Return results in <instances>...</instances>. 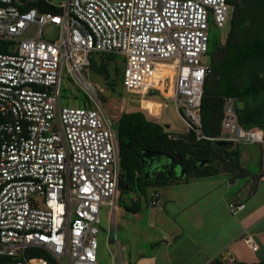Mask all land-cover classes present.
I'll return each instance as SVG.
<instances>
[{"label":"built area","instance_id":"2783aa9c","mask_svg":"<svg viewBox=\"0 0 264 264\" xmlns=\"http://www.w3.org/2000/svg\"><path fill=\"white\" fill-rule=\"evenodd\" d=\"M58 6L59 12H40L0 0V39L12 47L0 52V255L13 258L2 264H52L27 256L31 248L56 264H98L100 210L105 203L115 207L120 165L116 130L99 99L103 89L87 79L89 53L123 56L126 93L163 92L173 81L187 130L205 137L200 111L211 68L203 57L211 25L223 27L231 9L228 0H64ZM31 23L39 27L36 36L14 37ZM45 23L59 27L57 41L41 37ZM163 68L171 74L155 77ZM64 73L91 107L60 104ZM236 103L224 98L222 130L211 139L264 142L262 129L238 124ZM158 196L151 193L152 205ZM245 242L257 250L251 236Z\"/></svg>","mask_w":264,"mask_h":264},{"label":"crops","instance_id":"0c3cea01","mask_svg":"<svg viewBox=\"0 0 264 264\" xmlns=\"http://www.w3.org/2000/svg\"><path fill=\"white\" fill-rule=\"evenodd\" d=\"M250 22L246 18L236 27L234 44ZM223 50L215 56L218 63L227 55V47ZM224 72L222 66L215 80L221 81ZM232 79L242 81L236 70ZM236 143L231 149L237 150V166L228 162L210 175L158 184L143 201L142 193L133 192L131 204L124 205L132 209L115 205L112 222L120 235L114 233L109 240L120 239V264H264V142ZM145 177L155 181L150 173ZM153 191L159 194L155 205ZM231 202L243 208L231 211ZM247 236L254 239L257 250L246 244Z\"/></svg>","mask_w":264,"mask_h":264},{"label":"trees","instance_id":"16d2710c","mask_svg":"<svg viewBox=\"0 0 264 264\" xmlns=\"http://www.w3.org/2000/svg\"><path fill=\"white\" fill-rule=\"evenodd\" d=\"M253 1L247 0V2ZM228 2L234 8H238L242 0H228ZM12 3L22 10L29 8H36L40 12H59L60 10L58 4H53L51 0H12ZM257 7L259 9L257 17H251L252 14L257 13L251 6L240 20L233 21L225 44L222 45L218 39L211 40L209 37L208 48L209 46L213 48V60L209 64L211 72L205 79L200 111L201 131L207 138H197L192 130H187L178 133L179 138L172 139L171 132L159 122L148 119L140 110L122 112L113 123L117 134L120 165L119 185H128L129 190L133 189L135 192L144 194V190L148 186L178 179L160 178L149 181L142 169L141 153L143 151L162 152L174 157L176 162H180L185 168V179L213 174L220 166H226L228 162L237 166V150H233L229 146L232 142L226 141L225 145H219L217 140L211 139L221 133L223 105L226 96H232L238 102L235 108L238 124L244 129L258 127L262 129L264 136V0H258ZM246 18L251 21L249 28L241 34L242 38L239 43L234 44L233 36L236 27L243 24ZM10 44L9 41L0 39V52H12ZM226 47L227 55L218 63L215 56L217 53L223 52ZM93 53H96L97 57L88 55V67L102 77L104 88L109 94L122 96L123 93H126L121 83L123 56L115 52ZM222 66H224L225 72L222 80L217 81L214 77ZM235 70L240 73L241 82H235L232 79ZM153 74L156 76L157 71ZM153 91L158 92V90ZM99 99L105 100V97L101 95ZM86 102L88 107H91L92 104L88 97ZM239 102L243 103L242 106L239 105ZM201 162H206V164L199 167ZM126 208L132 209L130 206H126ZM34 253H42L48 256L52 264H56L45 251L39 248L28 249L26 254L32 256ZM11 260L13 258L10 256L0 255V264Z\"/></svg>","mask_w":264,"mask_h":264},{"label":"rangeland","instance_id":"374dc122","mask_svg":"<svg viewBox=\"0 0 264 264\" xmlns=\"http://www.w3.org/2000/svg\"><path fill=\"white\" fill-rule=\"evenodd\" d=\"M64 0H51L53 4H60ZM231 9L229 11V17L231 16ZM231 21L227 20L225 25L221 28H216L211 25L209 37L211 40H219L220 42H224L228 36L230 31ZM38 25L31 23L29 24L24 31L19 34H16L14 37L16 39H28L37 35ZM60 31L59 27L56 25L45 23L41 29V37L44 39L57 41L59 39ZM90 57H97L96 53H90ZM213 48L209 46L207 54L203 57V61L205 63L210 64L213 60ZM161 72V73H160ZM171 74L166 69L157 70V74L155 77L160 76L161 74ZM86 70L83 71L85 75ZM89 76L87 79L92 84L99 85L103 90L98 93L99 97L103 95L105 100H100L102 109L105 114L110 117V119L115 123L122 112L142 111L146 117L150 120L159 122L162 124L166 130L171 133H183L188 129L187 123L183 116L180 114L177 109L174 101V83L173 81L168 82L165 86V89L162 91H150L146 95H133L128 93H123L122 96H118L116 94H109L103 85L102 77L94 72V70L88 67ZM154 80H157L155 78ZM155 82V81H153ZM62 95L60 98L61 105H68L74 107H88L87 94L82 89V87L77 83V81L73 80L71 77L63 74L62 77ZM232 145L235 147L237 143L229 144L230 147ZM157 188L158 185H155ZM154 188V186H148L144 190V194H141L142 201L145 199V196L149 198L150 191ZM118 191L121 195V198H117L115 205L118 207H126L124 206L126 203L131 204V199L133 198V192L135 190L131 189L129 191L122 190L118 187ZM140 194L139 192H137ZM100 228L97 234L98 248H97V260L98 264H120V259L123 257V250L120 245V239L114 238L113 242H110V237H114L115 235H120V232L117 228V223L114 225L112 222V207L105 203L101 206L100 210ZM117 243L119 246L117 247ZM32 256H42L47 257L46 255L40 254H32ZM49 259V258H48ZM65 262L66 259L64 258Z\"/></svg>","mask_w":264,"mask_h":264},{"label":"flooded vegetation","instance_id":"af4514ba","mask_svg":"<svg viewBox=\"0 0 264 264\" xmlns=\"http://www.w3.org/2000/svg\"><path fill=\"white\" fill-rule=\"evenodd\" d=\"M257 2H258V0H254L253 2H247V0H242V3L238 8H234L233 6H231V12L232 13H231V16L229 17V19L231 21L230 30L232 29L233 21L235 19H240L241 17H243L245 15V13L248 11V9L251 8V6H253L254 11L257 12L255 15L252 14L251 17L255 18L258 16L259 9L257 7ZM166 155H168V154H166ZM157 156L160 157L159 155H157ZM175 164H177V162H176L174 157H172V160L169 161L167 165H165L164 169H159V168L154 169V167H158V166L155 163H151L148 165L147 174L150 173L151 176H154L155 180H158V179L164 178V177H171L173 175ZM201 166H202V164L200 165V167ZM142 169H143V167H142ZM120 186H124V185L120 184ZM122 190H124V189H122Z\"/></svg>","mask_w":264,"mask_h":264},{"label":"water","instance_id":"95a60500","mask_svg":"<svg viewBox=\"0 0 264 264\" xmlns=\"http://www.w3.org/2000/svg\"><path fill=\"white\" fill-rule=\"evenodd\" d=\"M227 142L223 140H217V144L219 145H225ZM156 155V156H155ZM159 155L160 157H158ZM172 160L171 156H168L162 152H152V151H143L141 153V164L143 167V171L145 176H147V170H148V165L151 163H155L159 169H164L165 165L168 164L169 161ZM154 161V162H153ZM185 168L182 166V164L179 162L174 165V171H173V178H183L185 176ZM120 189L128 190V185L127 186H120Z\"/></svg>","mask_w":264,"mask_h":264}]
</instances>
